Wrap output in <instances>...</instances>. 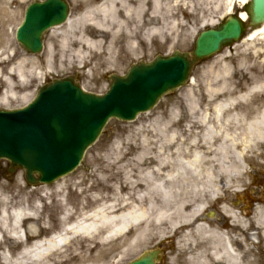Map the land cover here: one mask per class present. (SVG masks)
I'll list each match as a JSON object with an SVG mask.
<instances>
[{
	"label": "rangeland",
	"instance_id": "rangeland-1",
	"mask_svg": "<svg viewBox=\"0 0 264 264\" xmlns=\"http://www.w3.org/2000/svg\"><path fill=\"white\" fill-rule=\"evenodd\" d=\"M5 1L0 0V54L4 53L0 61L6 60L5 58L8 60L0 65V69L5 71V76H9L8 73L18 68L23 59H29V62L35 61L34 67L38 68L31 74L32 76H28L26 85L19 86L16 77H12L11 82L15 88L13 90L16 97L11 98L7 104L2 103V95L11 87L0 81V109L8 110L25 107L36 97L41 86L54 79L69 76L77 77L86 91L102 95L110 87L109 76L113 74L124 76L131 65L138 62H151L157 56H169L175 51L191 52L198 34L205 28H202L204 22L217 20L219 23L228 16L225 14L228 0H162L158 20L152 24L146 23L137 31L136 37L139 41L136 52L131 55L125 53L124 47H127L130 38L126 34H120L114 45L112 65L103 64V60L109 56L107 46L89 54L85 62L80 65L64 62L65 58L72 55L75 50L74 46H71L69 50L61 48L62 39L59 33L64 29L54 35L51 32L47 35L45 50L41 56H28L16 41V30L24 18L27 6L35 0H8L7 3ZM147 1L146 7L152 8V0ZM70 2V17L76 18L85 8V0ZM237 10L238 8L234 12ZM177 20L188 26L179 28L173 35L169 31V26ZM167 24L170 25L167 27ZM154 25L163 29L164 42L155 36L149 42L142 43V35L146 29L155 27ZM194 26L197 33L195 37H192L187 32ZM216 26H207V28ZM238 44L205 60L194 69L193 78L187 86L164 97L152 111L140 115L136 121L111 120L98 142L87 151L81 166L66 179L63 178L62 182L66 183V187L62 192L58 191L53 184L48 185L52 186V194L49 197H43L42 192L34 191V189H40L44 185H28L23 172H17L11 176L2 173L0 192L2 197L8 200L9 208L14 210L20 200L23 206L27 199L25 206L31 209L35 206L34 210L38 212V218L26 220L22 224L27 241L19 243L9 236L5 238L0 251L5 249L14 256L25 246L31 247L35 241L61 231L60 218L64 207L68 205L78 216L81 210L90 211L96 207V203L91 205L89 198L93 199V196L98 195L104 199L102 202L106 205H134L146 209L149 215L146 227L148 226L151 236L147 244L120 262L117 258L113 259L115 264H128L143 253L157 248L164 253L163 260L159 264H187L188 255L179 250V244L183 238L181 237L176 243L178 236H182L181 230L175 232L169 220L158 217V211L168 208L173 212L174 208L184 201L196 202L202 198L209 199L207 187L203 188L201 185L207 184V181L202 175L196 177L182 161V159L185 161L190 159L194 150L203 151L208 155V159L202 164L203 169L212 167L216 173L223 175L220 171L222 169L220 163L216 162L222 156L217 155L215 161L214 153L220 148H229V145L224 143L222 137H215L211 141L212 148H197L196 145L204 144V135H206L200 121L207 118L208 125L221 126L228 135L242 136L246 134V123L237 121H229V123L227 122L229 117L246 112L249 104L250 108L263 106L264 95L238 100L240 95L246 93L248 87L264 84V59L255 58L250 50ZM50 45H52L51 52ZM49 54L53 56L50 63L48 62ZM64 55L65 57L62 58ZM32 67L33 65H28L26 69L33 72ZM38 72L42 73V78L37 79ZM236 98L233 109L225 110L221 117L222 121L217 123V106ZM171 135L176 136V141L170 142ZM178 148L180 151H177ZM157 168H161L163 174L160 175ZM246 168L248 173L243 178L233 179V185L239 184L240 191L238 193L229 191L221 200L209 201L204 217L209 223L224 224V229L231 230L236 245H240L236 241L245 239L249 252L248 260L254 264H264V239L261 230L253 225L248 226L246 231L239 227L231 229L229 218L222 212V206L225 203L233 206L234 203L239 202L238 211L240 213L242 211V215L245 212V219L250 222L256 210L264 207V146L258 147L256 153L250 155ZM231 176L234 178L236 175ZM185 179L186 184L183 185ZM193 184L198 185L193 187ZM179 185L183 187H178ZM163 189H174L178 194L170 201L165 200L166 198L162 197ZM232 190L236 189L232 188ZM240 198L243 199L242 202ZM61 199H64L67 205H63ZM32 223L38 228L36 236L31 235L29 231V225ZM9 231H12L11 226ZM136 232L137 230L133 229L123 238H116V232H112L116 239L112 242L113 253L107 257L106 262L120 255L123 244L131 240ZM84 244V240L76 242L66 248L64 250L66 253L63 254L68 255L76 249L75 247L78 252L94 254V252H87L83 247ZM63 257L55 255L50 260L56 264H78L75 261L68 262L69 259ZM26 260L27 264L38 263L33 258L27 257Z\"/></svg>",
	"mask_w": 264,
	"mask_h": 264
},
{
	"label": "bare ground",
	"instance_id": "bare-ground-1",
	"mask_svg": "<svg viewBox=\"0 0 264 264\" xmlns=\"http://www.w3.org/2000/svg\"><path fill=\"white\" fill-rule=\"evenodd\" d=\"M161 2L162 0H152V8H148L146 7L147 0H85V8L78 17H70L64 26L53 28L51 33L54 35L59 30L64 29L59 33L62 39L61 48L69 50L71 46L75 47L72 55L66 57L64 62L81 65L89 54L98 52L107 46L109 56L106 60H103V64L110 66L112 65L115 53L114 45L118 36L126 34L130 38L127 47H124L125 53L131 55L136 52L139 41L136 37L137 31L142 29L146 23L152 24L158 20ZM248 2L249 0H228L225 14H232L237 8H242ZM240 14L241 18L246 20L247 14L245 12H240ZM217 23V20L204 22L202 28L214 26ZM169 25L167 24V27ZM187 26L184 22L177 20L169 26V31L174 35L179 28H186ZM187 33L195 37L197 33L195 26ZM155 36H158L161 42H164L163 29L158 26L146 29L141 42H149ZM240 44L250 50L255 58L264 59V25L247 34ZM238 45H235V47ZM49 50L52 51V45H50ZM49 55L48 62L50 63L53 56L52 54ZM2 56H4V53L0 54L1 58ZM64 57L65 55L62 58ZM5 59L0 61V65L8 60ZM28 60L23 59L18 68H14L8 73L9 76H5V71L0 69L1 81L3 77L8 82V87H11L2 97L3 104L9 103L11 98L16 97L13 90L15 88H13L11 82L13 76L16 77L19 86L26 85L28 76H32L31 74L37 71L38 68L34 67L36 66L35 61L30 60L31 63ZM28 65H33V72L26 69ZM42 77V73L38 72L37 79ZM10 91L11 94H9ZM262 95H264V84H258L248 87L246 93L240 95L238 100H246L252 96L261 97ZM236 101L237 98L229 99L226 103H220L217 106V123L220 120L222 121L221 117L225 110L233 109ZM248 106L249 109L246 112L234 114L227 121L246 123V134L242 136L228 135L223 127L208 125L207 118L200 121L206 135H204V144L202 146L196 145L197 148L211 147V141L215 137H222L224 143L229 145V148H220L219 151L214 153L215 161L217 155L222 156L216 162L220 163L222 168L220 171L223 175L216 173L212 167L203 169L202 164L208 159V155L203 151L194 150L190 159L186 161L182 159L196 177L202 175L207 181V184L202 183L201 185L203 188L207 187L209 199L202 198L196 202L184 201L179 203L173 212L172 209L168 210V208H165L167 210L160 209L158 211V217L166 219V221L169 220V224L175 232L181 230L180 234L182 233L181 237L183 239L179 244V250L181 253L188 255L187 264H254L248 260L249 252L245 239L240 240V242L236 241L240 243V245H236L231 230H224L220 223H209L204 217V213L210 204L209 201L221 200L224 194L229 191H235V193L240 191V185H233V179L243 178L248 173L246 168L247 159L250 155L256 153L258 147L264 146V101L261 108H250V104ZM175 139V135L169 137L170 142ZM177 151H180V148ZM157 171L160 172V175L163 174L161 168H157ZM232 174L236 176L233 178ZM165 176L168 177V175ZM64 179L53 185L60 192L66 187V183L62 182ZM185 184L186 179L183 185ZM183 185L178 187H183ZM196 185L198 184L192 186L196 187ZM51 187L43 186L40 189L35 188L34 191H40L43 197H49L52 194ZM232 188L236 190H232ZM162 194V197L166 198L165 200L170 201L178 192L174 189H163ZM103 200L98 195L93 196V199L89 198L91 205L93 206L96 203V207L90 211L81 210L83 212L80 211L79 215L76 216L71 208L65 204V200L61 199V203L67 205V207L63 208V214L60 218V229H62L60 234L51 233L49 236L35 241L31 247L25 246L23 250L14 256L4 249L0 251V264H27V257L33 258L39 264H56L50 260L55 255L64 256L69 259L68 262L75 261L78 264H115L116 262L113 259L117 258L120 262L130 254L136 253L147 244L151 236L148 226L146 227L149 219L148 211L129 204L106 205L102 202ZM239 200L243 199L240 198ZM26 202L27 199L22 206V200H20L18 206L11 210L8 206V200L2 197L0 192V247L5 238L9 236L20 243L26 240V233L22 229V224L26 220L38 218V212L34 210L35 206H32V209L26 207ZM234 204L231 206L225 203L222 206V212L233 222V225L243 231H246L248 226L253 225L256 229L261 230L264 239V207L258 208L252 220L248 222L245 219L246 213L243 212L242 215V211L241 213L238 211V204ZM118 206L121 207L118 208ZM9 226L12 227V231H9ZM133 229H136L137 232L131 240L123 244L120 255L113 257L112 261L106 262L107 257L113 253L114 246L112 242L118 237L123 238ZM29 231L31 235L36 236L38 234V228L34 223L30 224ZM112 232H116V238L113 237ZM253 235L255 234L253 233ZM82 240L85 241L84 249L89 253L94 252V254L89 255L78 252L77 247L68 255L63 254L66 253L64 251L66 248Z\"/></svg>",
	"mask_w": 264,
	"mask_h": 264
},
{
	"label": "water",
	"instance_id": "water-1",
	"mask_svg": "<svg viewBox=\"0 0 264 264\" xmlns=\"http://www.w3.org/2000/svg\"><path fill=\"white\" fill-rule=\"evenodd\" d=\"M69 11L67 0L29 5L17 30L21 48L29 55H40L46 33L63 25ZM243 12L247 21L236 13L216 28L202 31L190 53L158 56L150 63L134 64L124 77L111 76L110 89L103 96L85 92L74 77H67L43 86L23 109L0 110V168L3 160L8 161L9 173L23 170L33 185L52 184L69 175L109 120L133 121L152 110L165 95L186 85L196 65L264 24V0H250ZM160 260L161 253L151 251L130 264Z\"/></svg>",
	"mask_w": 264,
	"mask_h": 264
}]
</instances>
